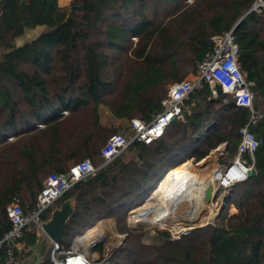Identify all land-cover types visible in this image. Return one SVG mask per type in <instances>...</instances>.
Returning a JSON list of instances; mask_svg holds the SVG:
<instances>
[{
	"label": "trees",
	"instance_id": "1",
	"mask_svg": "<svg viewBox=\"0 0 264 264\" xmlns=\"http://www.w3.org/2000/svg\"><path fill=\"white\" fill-rule=\"evenodd\" d=\"M255 1L73 0L82 10L71 12L58 0H0V47L11 50L0 64V239L11 228L7 207L17 201L32 211L49 175L66 173L71 162L103 163L100 150L116 131L101 125V104L118 120L150 121L167 87L196 72L215 35L235 27L241 69L260 93L255 106L264 110V14L245 16ZM40 25L51 31L16 47L25 27ZM217 93L208 85L195 91L184 120L172 121L161 139L135 142L68 191L61 200L76 197V211L62 238L110 218L117 233L128 234L111 253L120 264H264V123L251 127L263 141L254 159L244 155L257 174L228 189L215 225L177 240L158 232L146 241L127 225L130 210L173 168L225 144L234 159L250 112ZM212 179L201 181L209 187ZM232 205L239 212L229 216ZM25 238L37 243L35 233Z\"/></svg>",
	"mask_w": 264,
	"mask_h": 264
},
{
	"label": "built area",
	"instance_id": "2",
	"mask_svg": "<svg viewBox=\"0 0 264 264\" xmlns=\"http://www.w3.org/2000/svg\"><path fill=\"white\" fill-rule=\"evenodd\" d=\"M251 12L264 14V0H256L245 15ZM234 29L235 27L212 38L213 48L205 54L196 72L169 86L161 101V110L150 121L132 119L128 125L130 134L116 133L107 140L100 150V158L103 160L101 166L95 167L90 159L73 163L66 173H53L45 179L32 211H25L17 201L7 207L11 228L0 239V250L4 251L5 264H23L35 253L34 246L26 242V234L35 233L38 238L47 240L42 229V223L47 219L45 215L68 191L77 183L93 177L99 169L125 153L135 142L150 145L161 139L172 121L184 120L189 108L185 102L191 94L203 89L205 85L210 87L213 97L218 95L217 89L220 88L231 97L237 107L250 112L249 123L240 129L241 140L234 159L228 165H218L216 162L214 169L210 170L215 185L218 189L227 191L249 179L248 173L254 166L244 160V155L248 154L254 159L255 152L263 142L255 136L251 127L264 123V110L255 106V100L260 93L254 90L255 82L250 81L241 69ZM86 236H77L69 249L63 248L60 242H50V264H111L110 250L103 262L98 261L97 253H92L101 246V243L97 245L100 237ZM43 256L44 254L40 255V264H47Z\"/></svg>",
	"mask_w": 264,
	"mask_h": 264
},
{
	"label": "bare ground",
	"instance_id": "3",
	"mask_svg": "<svg viewBox=\"0 0 264 264\" xmlns=\"http://www.w3.org/2000/svg\"><path fill=\"white\" fill-rule=\"evenodd\" d=\"M190 170V164L184 163L167 172L151 192L150 200L135 209L138 213V221L147 224L150 228L164 225L177 234L213 222L216 212L213 207L208 209V212L207 208H203L202 196L195 184L187 177ZM219 200L215 203L217 206L223 202V199ZM153 201L156 202V206L152 208L150 204ZM148 206L153 209L152 216L147 213ZM94 235H96L95 230L92 229L86 237H94ZM107 252L108 249L99 246L92 253H97L100 261L103 262Z\"/></svg>",
	"mask_w": 264,
	"mask_h": 264
},
{
	"label": "rangeland",
	"instance_id": "4",
	"mask_svg": "<svg viewBox=\"0 0 264 264\" xmlns=\"http://www.w3.org/2000/svg\"><path fill=\"white\" fill-rule=\"evenodd\" d=\"M192 73L193 72L190 71V73L187 75L186 78H188ZM169 86L167 87V91H168ZM217 96H215V97H217ZM98 113H99L100 120H101L100 122H101V125L103 126V128L110 129V130H114L115 129L116 132H114L113 135L116 134V133L128 134V132L124 131V129H125L126 125L129 122H127L125 120L116 119L107 106L101 104L98 107ZM104 144H103V146H104ZM219 147H222V146H219ZM219 147L216 148L215 150H212L207 157H205L204 159H202V160H200L198 162L194 158L188 160V161L191 162L192 167H191V170L188 173L187 177L193 184H195V186L197 187L200 195L202 196L203 206H204L203 208H205V209L207 208V212H208V209H212V207H213V209L216 212V215H215L216 217H215V219L213 221L214 223L211 222V223H208L206 225H203L202 227H205V226H207L209 224H213V225L216 224L217 220L219 219L220 214L222 213V211L226 207V205H225L224 208H222L223 207L222 205H223L224 201L227 199V198H224V197H228L227 195H229V191L228 190L226 191V190L218 189V188L214 187V184H215L214 179H212V182H211L212 185L209 186V187L206 185L205 182L201 181V180L205 179L207 176H211L212 175L210 170L214 169V167L216 165V162L218 163V165H228L230 163L231 158H228L227 154H226V156H222L220 154L221 152H216L217 149H219ZM222 148H224V147H222ZM217 157L220 158V159H218V161H217ZM73 163H75V162L69 163V167ZM178 163H179V161H177V164ZM152 190L153 189H151L150 192H152ZM150 194L148 195V197H146L144 199V201L148 202ZM219 199H223L222 200L223 202L220 205L217 206L215 203L217 201H220ZM61 201L62 200H59L58 203H60ZM155 203L156 202L153 201L151 203L152 205L150 204V206H152V208L155 207L156 206ZM142 205H143V203L140 206H142ZM136 208L137 207H135L134 209H131L130 212L128 213L127 225L132 230L142 231L144 233V237L143 238H144L145 241L149 237L154 236L155 234H157L158 232H168V233H170L172 239L177 240L182 235H185V234H187L188 232L191 231V229H189V230H186V231H184L182 233L177 234L173 230L168 229L164 225H158L156 227L150 228L147 224L138 221V217H137L138 213L135 212ZM146 209H148L147 210L148 211L147 212L148 215L152 216L153 215V209H151L149 206ZM221 209H222V211H221ZM50 210H52V209H50ZM238 212H239L238 209L235 208L232 205L230 207V209L228 210V215L231 216V215H233L235 213H238ZM85 229L86 228H84L83 231ZM88 233L89 232H87L85 234H80V235L86 236V235H88ZM80 235H78V236H80ZM75 238H73L72 235L71 236H66V237H64V239L62 238L61 241L66 243L69 246V245L74 243ZM127 239H128V234H126V233H117V231L115 230V223H114V229H111V233H110V236H109V242H110V244L112 246L111 247L112 250L114 251L118 247L122 246V244ZM49 258H50V256H49ZM116 260H119L116 254H112L109 257V261H110L111 264H120L119 262H116Z\"/></svg>",
	"mask_w": 264,
	"mask_h": 264
},
{
	"label": "water",
	"instance_id": "5",
	"mask_svg": "<svg viewBox=\"0 0 264 264\" xmlns=\"http://www.w3.org/2000/svg\"><path fill=\"white\" fill-rule=\"evenodd\" d=\"M22 1H24V0H22ZM81 10H82L81 6H73L71 8V12H77V11H81ZM243 18L244 17H242L240 19V21ZM224 149H225V151L228 149L227 144L224 145ZM256 174H257L256 169L251 168L249 173H248V177L250 178L252 176H255ZM229 199H230V196H228L227 199L224 201L222 208H224V206L229 201ZM148 200H150V199H148ZM75 211H76V197H70V198L60 202L50 211L49 217L42 223V229H43V232H44L47 240L43 241L41 243H36L34 245L35 253H34V255L29 257V259H28L29 261L35 262V264L41 263L40 255H43L45 253V251L47 249V243H49V242L57 243V242H60L62 240V237L66 231L67 225H68L70 219L74 216ZM221 211H222V209H221ZM199 227H202V226L194 227L191 230L199 228ZM104 240H105L104 238L99 239V241H97V245H99L100 243L102 245ZM99 260H100V258L98 259V261Z\"/></svg>",
	"mask_w": 264,
	"mask_h": 264
},
{
	"label": "crops",
	"instance_id": "6",
	"mask_svg": "<svg viewBox=\"0 0 264 264\" xmlns=\"http://www.w3.org/2000/svg\"><path fill=\"white\" fill-rule=\"evenodd\" d=\"M72 1L73 0H58V4L62 8H69L71 10V8H72V6H71ZM49 31H51V29L48 26H46V25H40V26H37V27H34V28H32V27H25L23 34L21 36H19L15 40V45H16V47H22L25 44H27V43L35 40L40 35H42L44 33H47ZM10 51L11 50L8 49V48L0 47V64L5 61V56ZM127 132H128V134L131 133L129 129L127 130ZM216 152H221L220 154L222 156H226V154H228L227 153L228 151L227 150L225 151V149L222 148V147H219V149H217ZM218 159H220V158L217 157V161H218ZM186 163L187 164L189 163L190 166L192 167V164H191L190 161H188ZM92 229L95 230V234H96V235H94L95 238L96 237H100V239L101 238L102 239L103 238L105 239L104 242H103V244L101 245V247H104V248L110 250L109 251V253H110L109 256H111V253H112L113 250H112V248H111L112 246H111V244L109 242V236H110V233H111V229H114V222H113V220L110 219V218L109 219L101 220V221L97 222V224H95L92 228H89L87 231H85L83 234L89 232ZM43 241H45V240L42 239V238H38L37 237V243H41ZM71 245L68 246V249L70 248ZM65 249H67V248H65ZM50 254H51V243L49 242V243H47V249H46V251L44 253V256H43V258L46 259L47 264H50V258H49ZM32 255H34V254H32ZM32 255H30L29 257H31ZM29 257L23 262V264H35V262H31V261L28 260Z\"/></svg>",
	"mask_w": 264,
	"mask_h": 264
}]
</instances>
